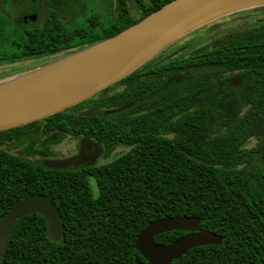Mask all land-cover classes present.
<instances>
[{
    "label": "trees",
    "instance_id": "trees-1",
    "mask_svg": "<svg viewBox=\"0 0 264 264\" xmlns=\"http://www.w3.org/2000/svg\"><path fill=\"white\" fill-rule=\"evenodd\" d=\"M171 1L113 0V29L95 43ZM227 17L243 23L206 45L186 43L183 47L191 54L186 59L159 58L173 43L119 82H129L128 98L113 97L111 104L133 103L130 111H136L139 70L157 69L162 75L172 70L185 80L179 85L184 93L154 114H177L175 124L167 125L172 137L150 134L137 121L127 136L129 151L90 172L94 188L84 176L45 168L34 157L32 144L15 152L0 146V220L16 201L40 195L54 203L63 225L61 240L51 242L41 215L23 218L0 264L144 262L134 249L139 233L157 220L180 217L200 219V227L221 237L223 244L194 248L171 264H264V7ZM217 28L213 24L207 31ZM183 60L188 65L182 68ZM230 71L242 78L234 90L222 75ZM94 99L42 121L71 132L77 124L75 109ZM33 126L0 132V143L22 139ZM185 234H162L154 242L166 246Z\"/></svg>",
    "mask_w": 264,
    "mask_h": 264
},
{
    "label": "water",
    "instance_id": "water-1",
    "mask_svg": "<svg viewBox=\"0 0 264 264\" xmlns=\"http://www.w3.org/2000/svg\"><path fill=\"white\" fill-rule=\"evenodd\" d=\"M264 7V0H173L113 37L27 74L0 81V91L13 90L0 100V132L14 130L73 108L128 77L167 47L217 19ZM125 108L108 114L118 113ZM88 150L64 160L42 164L50 170L87 165ZM39 214L45 221L46 237L58 242L62 236L60 215L46 197L31 195L16 201L0 220V261L12 231L25 217ZM195 217L165 218L146 226L137 236L134 249L145 261L135 264H171L188 251L222 246L223 239L200 227ZM184 232L169 245L155 237Z\"/></svg>",
    "mask_w": 264,
    "mask_h": 264
},
{
    "label": "flooded vegetation",
    "instance_id": "flooded-vegetation-1",
    "mask_svg": "<svg viewBox=\"0 0 264 264\" xmlns=\"http://www.w3.org/2000/svg\"><path fill=\"white\" fill-rule=\"evenodd\" d=\"M87 2L88 0H0V75L3 76L0 81L27 74L68 57L95 44L99 37L109 34L113 29V0H100L101 5L106 4L105 9L111 4L112 11H109L106 21H103L101 14L89 9ZM190 56V53L176 56L170 52L163 53L159 58L169 61ZM185 61L181 63L182 68L188 65ZM138 72L141 85L136 111H130L134 107L133 103L111 104L110 99L113 97L125 94L124 97L128 98L129 82H118L94 96L91 104H83L75 109L73 113L77 116V124L71 132H66L63 127L58 129L47 126L41 120L34 122V126L22 139L2 142L0 146L20 151L32 144L35 149L34 157L41 163L77 157L85 147L89 155L85 167L59 171L66 172L69 177L84 176L94 188L95 182L89 175L90 172L108 165L129 151L127 136L137 121L150 134L172 137V131H169L167 125L175 124L177 114L162 118L154 114L161 111L178 93H184L179 85L185 80L172 70L163 75L159 70L150 68ZM238 74V71L222 74L228 88L234 90L241 84L242 78ZM121 108L125 109L108 114ZM114 131L124 135L113 137Z\"/></svg>",
    "mask_w": 264,
    "mask_h": 264
},
{
    "label": "rangeland",
    "instance_id": "rangeland-1",
    "mask_svg": "<svg viewBox=\"0 0 264 264\" xmlns=\"http://www.w3.org/2000/svg\"><path fill=\"white\" fill-rule=\"evenodd\" d=\"M87 4H88L89 9H92V11L94 10L98 14H101L103 21H106V18L109 16V11H112L110 3H109V6L106 7L105 9L106 4L104 6L101 5L100 0H88ZM113 17L115 18V11H114ZM254 18L255 17H250V19H254ZM233 19H236V20H233ZM241 22L242 21L239 20L238 18H229L227 16L221 19H217L214 22L207 24L206 29H203L196 33L195 31H193L192 33L182 37L181 39H179L173 44L174 45L173 47H170L169 49H166L165 51L167 52V54H169L170 52L175 53L176 56L181 53L185 54L187 52L185 51L186 49L183 46H185L186 43L189 42L199 47L203 45L204 43L210 42L212 39L216 38L217 36H220L226 33L228 30L234 28L238 23H241ZM213 24H218V28L214 31H207ZM175 50H179V52H173ZM0 78H3V76L0 75ZM253 145H255V141L251 142V146ZM7 149L11 150L12 148H7ZM11 151L15 152L14 150H11Z\"/></svg>",
    "mask_w": 264,
    "mask_h": 264
},
{
    "label": "bare ground",
    "instance_id": "bare-ground-1",
    "mask_svg": "<svg viewBox=\"0 0 264 264\" xmlns=\"http://www.w3.org/2000/svg\"><path fill=\"white\" fill-rule=\"evenodd\" d=\"M12 92H13V90L0 91V100L8 97Z\"/></svg>",
    "mask_w": 264,
    "mask_h": 264
}]
</instances>
